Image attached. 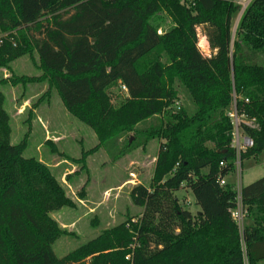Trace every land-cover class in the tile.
<instances>
[{"label": "trees", "instance_id": "trees-1", "mask_svg": "<svg viewBox=\"0 0 264 264\" xmlns=\"http://www.w3.org/2000/svg\"><path fill=\"white\" fill-rule=\"evenodd\" d=\"M239 1L0 0V30L24 35L22 44L0 46V68L10 70L13 60L32 53L38 60V74L10 71L0 86L45 82L56 91L65 110L98 139L75 160L81 168L97 147L112 153L130 131L120 154L158 141L149 183L129 192L141 208L137 220L104 229L66 262L245 264L242 242L246 264L264 260V175L241 187L248 218L241 232L230 213L236 191L219 183L233 171V107L253 119V126L241 125L253 141L241 161L264 150V63L257 60L264 54V0L248 1L233 32ZM161 13L172 26L159 32ZM198 27L208 56L197 47ZM121 86L127 96L113 106L109 91ZM180 91L191 108L176 109ZM8 123L0 90V264H63L52 244L66 231L49 212L73 201L47 164L24 156L25 139L9 141ZM183 187L199 207L195 214L175 195Z\"/></svg>", "mask_w": 264, "mask_h": 264}, {"label": "rangeland", "instance_id": "rangeland-1", "mask_svg": "<svg viewBox=\"0 0 264 264\" xmlns=\"http://www.w3.org/2000/svg\"><path fill=\"white\" fill-rule=\"evenodd\" d=\"M248 1H239L241 9L233 17V32ZM160 17L158 25L159 32H162L172 26V22L164 13ZM3 32L6 34L3 42L22 44L24 35L21 30L9 29ZM197 47L203 55H210L201 27L197 28ZM257 60L264 63V54L258 55ZM37 61L33 53L16 58L10 63V70L0 68V77H9L10 71L17 74H38ZM0 90L4 93L5 107L9 113V141L17 143L25 139L24 156H35L47 164L73 201L71 206L58 207L49 212L58 227L66 231L52 244L54 254L63 264H73L66 262L68 255L79 244L95 238L104 229L127 220H137L141 208L132 202L129 192L137 183H149L158 146L156 138L146 140L143 144L137 143L127 153L120 154L118 147H122L121 141L128 135H134L131 131L126 135L122 134L115 149L111 150L112 153L99 146L87 156L84 167L81 168L80 163L75 160L81 151L98 144V139L89 126L73 118L65 110L55 90H47L45 82L24 86H10L7 83L0 86ZM109 93L113 106H117L127 96L122 86L112 87ZM175 101L187 109L193 106L182 91ZM263 175L264 150L257 157L243 159L240 175L233 172L225 180L238 192L241 185L249 184ZM81 189L83 197H79ZM175 195L181 206L192 214L199 210L189 188L183 187ZM243 215L241 209V213L237 215L239 230L248 221ZM129 248H134V244ZM258 264H264V260Z\"/></svg>", "mask_w": 264, "mask_h": 264}, {"label": "built area", "instance_id": "built-area-1", "mask_svg": "<svg viewBox=\"0 0 264 264\" xmlns=\"http://www.w3.org/2000/svg\"><path fill=\"white\" fill-rule=\"evenodd\" d=\"M5 37H6V34H4V32L0 30V46H1L3 39ZM11 44L15 45L14 42H11ZM174 105H175L176 109H179L180 105H179L178 101H175ZM228 116H229V118L231 120V124L233 126L232 134H231L232 135L231 146L235 150V158L232 161L233 171L231 173L236 172L239 176L241 163H242L241 158H240V154L243 151H245L247 148H249L253 145V141L251 140V138L248 137L246 134H244V132L242 131L241 125L244 124V125L251 127V126H253V119L246 117L244 114H239L235 110L234 107L228 112ZM225 164H226V162H224V161L219 162L220 166H224ZM231 173H229V174H231ZM226 176H223L220 178V181H219L220 185H224L225 183H227L225 180ZM232 187L235 191L237 190L234 186H232ZM241 187H242V185H241ZM241 187H240V190H241ZM240 190L238 192L236 191V194H237L236 206L230 210L231 216L237 225H238L237 215H239L241 213V209H243V212H244V207L241 203V198H240ZM239 231L241 232L242 230H239ZM241 250L243 252V258H244V262L246 264L247 261H246V257H245V247H244L243 242L241 243ZM129 258H130V255L127 254L125 256V259L129 260Z\"/></svg>", "mask_w": 264, "mask_h": 264}, {"label": "bare ground", "instance_id": "bare-ground-1", "mask_svg": "<svg viewBox=\"0 0 264 264\" xmlns=\"http://www.w3.org/2000/svg\"><path fill=\"white\" fill-rule=\"evenodd\" d=\"M248 2H246V4H247Z\"/></svg>", "mask_w": 264, "mask_h": 264}]
</instances>
